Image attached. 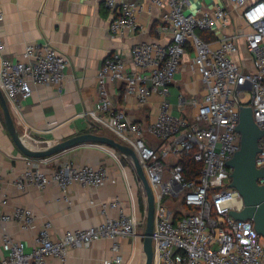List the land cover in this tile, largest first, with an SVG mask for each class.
<instances>
[{
    "label": "built area",
    "instance_id": "built-area-1",
    "mask_svg": "<svg viewBox=\"0 0 264 264\" xmlns=\"http://www.w3.org/2000/svg\"><path fill=\"white\" fill-rule=\"evenodd\" d=\"M146 1L163 9V30L170 32L171 42L133 47L136 70L128 68L122 52L106 60L98 72L99 99L88 116L134 150L144 169L155 197L154 264H264V238L254 223L238 221L230 215L231 211H242L244 202L241 194L230 187L233 170L227 166L241 149V134L237 132L240 108L249 106L263 131L256 164L264 168V0H228L250 32L220 35L215 42H206L197 32L216 36L220 29L229 27L230 10L225 0H207L208 6L199 0ZM104 2L113 15L109 26L112 36L138 29L142 2ZM3 19L0 8V24ZM239 37L245 39L250 66L234 59L239 51ZM4 50L0 37V88L11 111L20 112V100L30 97L35 86H62L68 62L51 45H29L18 61L2 57ZM189 52L194 53L192 65L201 76L205 95L192 97L188 101L191 115L182 117L172 113L171 85ZM114 83L122 86L125 98L136 99L141 107L159 97L156 120L143 125L116 108L109 90ZM248 92L249 103L242 104ZM151 139L155 141L152 143ZM186 159L201 166V171L192 173L190 178L186 176ZM49 160L27 158V169L14 183L16 187L21 191L31 187L42 191L54 184L70 203L69 190L74 183L84 188L116 183L105 167H76L68 162L50 174L42 172ZM2 179L0 168V192ZM259 184L264 186V178ZM7 203L4 195L3 204ZM100 211L103 221L99 225L68 231L59 239L53 236L52 222H43L36 246L30 252L23 242L5 234V255L0 264H47L51 258L67 264L69 249L88 248L103 239L113 241L115 256L102 264H125L120 240L137 238L145 220L125 212L118 198L102 203ZM36 219L33 210L26 207H15L10 214L0 216V222H13L23 231L30 230Z\"/></svg>",
    "mask_w": 264,
    "mask_h": 264
},
{
    "label": "crops",
    "instance_id": "crops-1",
    "mask_svg": "<svg viewBox=\"0 0 264 264\" xmlns=\"http://www.w3.org/2000/svg\"><path fill=\"white\" fill-rule=\"evenodd\" d=\"M138 1L142 2V10L137 16L138 29L116 37L109 32L113 15L104 0L2 1L0 8L4 19L0 24V37L5 45L2 57L18 61L22 59L27 46L47 43L68 62L61 87L35 86L30 97L20 100V112L11 111L17 129L29 148L44 149L88 133L114 137L88 116L99 99L100 68L114 53L122 52L128 68L136 70L132 62L133 47L152 42L169 44L172 39L170 32L163 30V9L152 6L146 0ZM199 1L209 5L207 0ZM224 4L230 10V25L220 29L216 38L220 35H239L241 31L250 32L239 12L231 9L228 0ZM238 45L239 51L234 59L250 66L252 61L243 37H239ZM193 58V52L185 55L171 85L172 113L176 116H190L188 101L192 97L202 98L205 95L201 76L192 65ZM109 90L115 107L125 111L132 121L149 125L158 117L159 97H153L148 106L141 107L136 99L123 96L119 83L111 84ZM151 141L153 143L155 140ZM27 158L14 144L0 108V168L3 173L0 216L10 214L15 207H26L33 210L37 217L33 227L26 231L13 222H0V260L5 255V234L23 242L26 251L30 252L36 246V235L43 222H52L55 239L68 231L87 230L103 221L100 205L117 198L121 200L125 212L135 214L140 220L146 219L147 200L143 184L132 162L114 149L102 144H85L51 157L49 163L41 168L42 172L50 174L68 162L76 167H105L116 182L100 188H84L74 183L69 190L70 203L63 199L60 188L54 184L42 191L32 187L21 191L16 187L14 183L27 169ZM4 195L7 204H3ZM144 229L145 225H142L137 238L120 240L125 264H145ZM112 245L113 241L103 239L88 248L69 249L67 264H102L115 256ZM47 264L61 262L51 258Z\"/></svg>",
    "mask_w": 264,
    "mask_h": 264
},
{
    "label": "water",
    "instance_id": "water-1",
    "mask_svg": "<svg viewBox=\"0 0 264 264\" xmlns=\"http://www.w3.org/2000/svg\"><path fill=\"white\" fill-rule=\"evenodd\" d=\"M0 108L3 112L7 130L14 144L23 155L30 159H47L85 144H102L114 149L132 162L136 174L143 184L147 200L143 234V248L146 255L145 264H154L153 235L155 225V197L134 150L122 144L116 138L94 133L82 134L66 141L49 145L44 149H31L26 145L17 129L10 106L1 88ZM237 132L241 134V149L227 163V166L233 170L230 187L236 189L241 194L244 209L240 212L231 211L230 215L238 221H252L255 230L264 238V186L259 184V180L264 178V168H258L256 164V157L261 150L259 140L263 136V131L258 127L251 107L241 106Z\"/></svg>",
    "mask_w": 264,
    "mask_h": 264
},
{
    "label": "trees",
    "instance_id": "trees-1",
    "mask_svg": "<svg viewBox=\"0 0 264 264\" xmlns=\"http://www.w3.org/2000/svg\"><path fill=\"white\" fill-rule=\"evenodd\" d=\"M197 34L204 39L206 42H215L216 41V36L212 32H203V31H198ZM114 138V137H113ZM184 166L185 169L188 170V174L186 173V176L190 178L192 176V173L194 172H200L201 171V166L194 163L191 159H186L184 161ZM143 206V204L141 203ZM188 209L185 208V212L188 213Z\"/></svg>",
    "mask_w": 264,
    "mask_h": 264
},
{
    "label": "rangeland",
    "instance_id": "rangeland-1",
    "mask_svg": "<svg viewBox=\"0 0 264 264\" xmlns=\"http://www.w3.org/2000/svg\"><path fill=\"white\" fill-rule=\"evenodd\" d=\"M249 100H250V93L248 92V93H246L245 98L242 99V104L249 103ZM170 102H171V100H170Z\"/></svg>",
    "mask_w": 264,
    "mask_h": 264
}]
</instances>
